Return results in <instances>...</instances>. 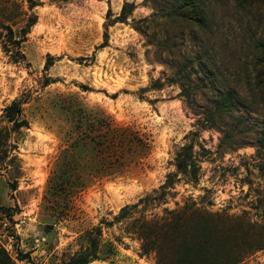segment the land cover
<instances>
[{
    "label": "rangeland",
    "instance_id": "rangeland-1",
    "mask_svg": "<svg viewBox=\"0 0 264 264\" xmlns=\"http://www.w3.org/2000/svg\"><path fill=\"white\" fill-rule=\"evenodd\" d=\"M13 1L11 20H0L18 35L32 13L38 21L22 43L25 60L0 42V264H67L98 226V259L89 264H177L182 238L161 234L145 247L139 232L144 218L193 203L201 212L184 232L204 250L202 263L264 264V77L256 67L264 0H197L208 19L198 32L164 17L175 0H39L33 10ZM196 57L203 79H193L198 93L188 98L169 78L173 65ZM228 92L235 109L209 126L205 117ZM16 98L28 121L21 128L4 116ZM186 144L197 180L174 162ZM169 173L174 187L142 202Z\"/></svg>",
    "mask_w": 264,
    "mask_h": 264
},
{
    "label": "trees",
    "instance_id": "trees-1",
    "mask_svg": "<svg viewBox=\"0 0 264 264\" xmlns=\"http://www.w3.org/2000/svg\"><path fill=\"white\" fill-rule=\"evenodd\" d=\"M29 5V10H33L36 6L40 5L41 2L39 0H25ZM244 6H249L255 4L258 0H239ZM130 6L129 3H126L123 8V13L118 17L119 20H126L127 16H124L125 11ZM17 3L13 0H0V16H4L6 14V21L11 20L13 16L12 13L16 11ZM189 8L190 12L187 11ZM159 14H154L149 20H154ZM170 22H173L177 25L190 26L189 24L195 25L194 31H202L207 28L208 19L204 12V8L201 2L197 0H175L170 10L164 15ZM166 19V20H167ZM38 21V15L36 13H32L25 23V26L21 28L18 35L16 31L13 29V26L6 23L3 20H0V42L4 51L12 58L15 62L23 61L26 59V55L22 50V43L25 40L26 35L30 32L33 25H35ZM182 23V24H180ZM107 37V34L105 35ZM105 45H102V47ZM260 50H262V54L259 55L257 59L256 67L259 70V76L264 77V43L259 44ZM55 60V57L50 56V61L46 64V67H50ZM202 58H190L188 64L177 63L173 65V68H176L175 71H172V75L169 78L170 82L178 83L182 88V95L190 96L192 94L198 93L196 88H199V83H197V87L193 83V79L197 76L198 78H202L203 69L202 66ZM168 76V75H167ZM48 82L47 84H49ZM156 86H161L163 82L157 80L155 82ZM204 88V87H203ZM202 88V89H203ZM235 96L233 93H223L219 95L215 100V113H212L211 118H206V122L210 120L213 123H209V126L215 125L217 118L213 117L217 114H221L222 112H231L235 109ZM23 99L16 98L10 105H8L4 109V116L8 118L9 121L14 123L15 128H21L23 126L28 125V121L23 118ZM7 153H0V158H6ZM175 165L178 170L187 176H189L193 180L198 179V172L200 165L195 157L193 145L186 144L177 152V155L174 159ZM174 174L169 173L167 175V180L165 184H163L159 189L154 190L153 194H148L144 198L141 199L142 202L155 201L163 198L167 193L168 189L173 188L175 185ZM16 188V186H13ZM139 203L134 205H127L122 208L120 215L116 220H120L126 217V214L133 208H137ZM200 209L195 207V203L185 205L176 210H167L166 215L163 216H155L154 218L147 219L144 218L143 229L139 232L141 238L143 239V245L149 242V238L157 239L161 234L170 238H177L182 241L180 245V249L182 250V254H179V258L177 260V264H204L200 260V255L204 251L200 249H196L192 247L186 241L187 234L184 232L188 226V222L190 221L192 215L196 213H200ZM205 228L203 231L205 232ZM196 231V230H195ZM206 233V232H205ZM102 235V227H94L91 231L87 233V236L90 241V246L78 253H76L67 264H89L91 261L98 259V245L99 238ZM150 245V244H149ZM147 246V245H146ZM145 246V247H146ZM149 249L147 250V252Z\"/></svg>",
    "mask_w": 264,
    "mask_h": 264
}]
</instances>
